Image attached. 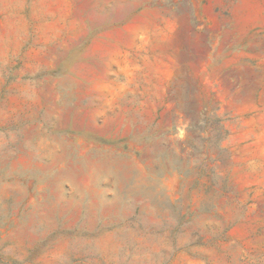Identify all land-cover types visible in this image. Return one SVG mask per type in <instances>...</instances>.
Segmentation results:
<instances>
[{
    "label": "rangeland",
    "instance_id": "1",
    "mask_svg": "<svg viewBox=\"0 0 264 264\" xmlns=\"http://www.w3.org/2000/svg\"><path fill=\"white\" fill-rule=\"evenodd\" d=\"M0 264H264V0H0Z\"/></svg>",
    "mask_w": 264,
    "mask_h": 264
},
{
    "label": "bare ground",
    "instance_id": "2",
    "mask_svg": "<svg viewBox=\"0 0 264 264\" xmlns=\"http://www.w3.org/2000/svg\"><path fill=\"white\" fill-rule=\"evenodd\" d=\"M94 1V0H93ZM98 1V0H97ZM97 3V2H96ZM87 4V3H86ZM88 6V5H87ZM95 6V5H94ZM106 6V5H105ZM109 7V6H108ZM91 8V7H90ZM93 8V7H92ZM98 9V8H97Z\"/></svg>",
    "mask_w": 264,
    "mask_h": 264
}]
</instances>
